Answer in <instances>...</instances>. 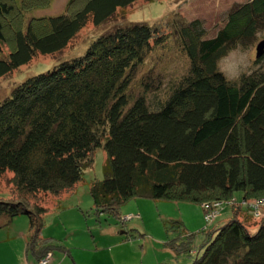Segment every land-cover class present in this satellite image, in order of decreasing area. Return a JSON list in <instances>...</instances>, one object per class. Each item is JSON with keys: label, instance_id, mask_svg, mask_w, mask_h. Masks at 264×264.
Returning a JSON list of instances; mask_svg holds the SVG:
<instances>
[{"label": "trees", "instance_id": "obj_1", "mask_svg": "<svg viewBox=\"0 0 264 264\" xmlns=\"http://www.w3.org/2000/svg\"><path fill=\"white\" fill-rule=\"evenodd\" d=\"M136 1L67 0L61 14L26 19L50 0H0V77L65 49L89 21L101 26ZM166 24L168 32L142 22L103 30L81 55L28 76L0 100V176L10 174L12 196L0 198V215L27 216L32 264L72 258L41 237L50 210L41 200L73 194L97 148L107 157L103 179L89 187L96 214L119 217L134 198L199 204L208 224L190 264H264V53L256 57L264 38L254 70L230 80L218 68L264 30V0L229 8L212 37L198 18ZM171 45L186 66L163 83V73L143 68ZM222 215L223 224L212 223ZM181 236L164 247L190 254L194 234Z\"/></svg>", "mask_w": 264, "mask_h": 264}, {"label": "rangeland", "instance_id": "obj_2", "mask_svg": "<svg viewBox=\"0 0 264 264\" xmlns=\"http://www.w3.org/2000/svg\"><path fill=\"white\" fill-rule=\"evenodd\" d=\"M244 1L246 0H137L101 26H94L89 21L65 49L55 54H37L28 63L0 77V100L28 76L46 72L61 61L81 55L93 38L103 30L125 22H142L157 25L163 32H168L171 25L166 23L174 17L182 22L198 18L203 22L205 36L212 37L224 24L228 9ZM66 2L67 0H50L46 7L26 11V19L61 14ZM262 38L264 30L259 31L246 47L229 51L219 60V70L230 80L254 70L255 45ZM174 51L175 48L171 45L164 52L153 54L146 61L143 70L154 68L160 71L163 73V83L176 78L184 70L186 61ZM106 157L102 148L95 149L91 165L84 171L83 179L77 183L73 194H48L41 200L42 205L50 208L44 218L41 237H51L55 242L65 245L71 251L75 264H190L203 237L198 231L208 224L204 220L202 207L185 201L134 198L120 207V219L111 214H96L89 187L93 182L103 179ZM9 177L10 174L7 173L0 176V198L3 200H10L12 197L6 183ZM238 195L237 192L236 196ZM58 203H61L59 209L56 208ZM227 219V216L222 215L213 219L212 223L223 224ZM252 223L254 220L250 219L247 224L252 227ZM28 233L27 216L19 215L8 222L0 215V260L18 264ZM185 233L194 234L193 251L190 254L175 255L164 247L163 242L171 238L182 235L181 238L185 239ZM60 258L62 260L59 264H73L71 257L61 255ZM29 262L28 264H32L31 258Z\"/></svg>", "mask_w": 264, "mask_h": 264}, {"label": "crops", "instance_id": "obj_3", "mask_svg": "<svg viewBox=\"0 0 264 264\" xmlns=\"http://www.w3.org/2000/svg\"><path fill=\"white\" fill-rule=\"evenodd\" d=\"M25 240H26V237H25ZM26 244L27 243H25V246L23 247L22 256H21V259H20L18 264H28V263H30L29 262V258H31V257H29L27 255V253H26ZM61 260H62V258L57 256V257H53L52 262H53V264H59V263H61ZM31 262L34 263V259L33 258H31ZM0 264H9V263L5 262L4 260L3 261L0 260Z\"/></svg>", "mask_w": 264, "mask_h": 264}, {"label": "water", "instance_id": "obj_4", "mask_svg": "<svg viewBox=\"0 0 264 264\" xmlns=\"http://www.w3.org/2000/svg\"><path fill=\"white\" fill-rule=\"evenodd\" d=\"M264 53V39L259 41V43L256 46V57L261 56Z\"/></svg>", "mask_w": 264, "mask_h": 264}, {"label": "built area", "instance_id": "obj_5", "mask_svg": "<svg viewBox=\"0 0 264 264\" xmlns=\"http://www.w3.org/2000/svg\"><path fill=\"white\" fill-rule=\"evenodd\" d=\"M45 261H47V259L42 260L41 263H44Z\"/></svg>", "mask_w": 264, "mask_h": 264}]
</instances>
